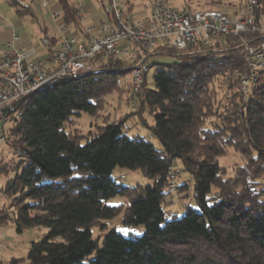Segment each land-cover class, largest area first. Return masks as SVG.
I'll use <instances>...</instances> for the list:
<instances>
[{"label":"trees","instance_id":"obj_1","mask_svg":"<svg viewBox=\"0 0 264 264\" xmlns=\"http://www.w3.org/2000/svg\"><path fill=\"white\" fill-rule=\"evenodd\" d=\"M5 1L18 16L33 15L25 0ZM58 2L65 24L82 30L78 4ZM198 5L225 13L231 7L227 0ZM262 41L250 32L215 49L158 46L151 56L179 61L156 64L153 88L147 75L136 94L130 83L132 111L115 121L107 114L88 133L66 127L83 113L99 116L133 64L97 60L93 71L53 80L16 101L19 117L6 142L12 156L0 158V176L7 177L0 191L9 200L0 208V227L13 222L21 236L46 231L10 264H264V71L248 97L237 82L227 86L231 71L246 69L244 43ZM134 116L161 149L130 133L126 123ZM230 150L244 159L231 175L220 162ZM121 170L141 171L149 181L126 185L125 175H115ZM176 170L181 179L171 178ZM174 191L195 201L182 215L167 211ZM118 196L124 202L108 203ZM117 218L144 232L126 236L109 228Z\"/></svg>","mask_w":264,"mask_h":264},{"label":"built area","instance_id":"obj_2","mask_svg":"<svg viewBox=\"0 0 264 264\" xmlns=\"http://www.w3.org/2000/svg\"><path fill=\"white\" fill-rule=\"evenodd\" d=\"M43 6L51 0H41ZM78 14L86 13L78 3ZM108 19L100 35H94V24L87 23V40L80 42L71 34L62 14L54 13L59 20V37H41L45 54L36 57L32 45L22 44L16 34L10 41H0V152L7 142L5 126L19 117L14 103L26 98L56 79L82 76L95 69L97 60H124L133 64L132 93L140 92L145 76L150 71L148 59L158 46L172 47L180 53L191 49L217 48L223 39L245 33H257L264 37V5L259 0H243L228 13L222 10L195 11L189 7L176 9L168 0H149L138 13L132 12L127 0H109L105 8ZM242 41V39H240ZM243 57L246 69L231 71L227 86L237 82V90L248 97L251 87L264 71V41L244 43ZM230 96V93H227ZM137 99L131 101L137 107ZM124 177V176H122ZM172 179H181L176 170Z\"/></svg>","mask_w":264,"mask_h":264},{"label":"rangeland","instance_id":"obj_3","mask_svg":"<svg viewBox=\"0 0 264 264\" xmlns=\"http://www.w3.org/2000/svg\"><path fill=\"white\" fill-rule=\"evenodd\" d=\"M106 0H104L105 2ZM108 1V0H107ZM135 4L134 13H138V9L142 10L143 5L149 0H131ZM231 7L229 10L231 11L235 5H240L243 0H227ZM203 0H168V4L176 9H181L184 7H189L192 10L205 11L210 10L208 8H204L203 6H199L198 4H202ZM229 5V6H230ZM131 10V9H130ZM179 61L178 58L170 56V55H154L148 59V64L150 66V71L147 74V81L149 88L154 87V72L159 67L156 64H171L173 62ZM132 82V74L129 73L126 77H124L120 81V86L122 91L120 93L113 92L108 94L106 97V101L104 103V107L100 111L99 116L89 115L87 113H83L80 117H74V123L72 126H67L66 129L69 131L74 129H79L82 133H88L90 130L95 129L96 126H101L104 124L103 118L105 115H110V121H115L121 119L126 113L132 111L127 104V100L130 97V83ZM149 124L152 123V119L149 115H145ZM13 126L9 124L5 126L6 132ZM126 126L130 129L131 134L140 133L144 135L150 142L155 144V146L159 149L162 148L161 144L156 140L152 134L149 132L146 124L139 118V116L132 117L127 123ZM11 150L6 143H4L1 147L0 158L4 157V159L8 160L11 158ZM222 165L227 167L229 174L234 173V163L244 162V159L241 158L238 154H236L233 150H230L229 154L220 159ZM180 167L182 165L179 163ZM232 166V167H231ZM115 175L117 177H121V175H125V179H120L122 183L126 185L135 186L138 183H147L149 179L145 177L141 171L135 170H121L116 171ZM185 178L189 180L188 176L184 174ZM7 180V177L2 175L0 176V188H2ZM183 194V193H182ZM179 195L177 191H174L168 200V205L166 206L168 213H178L182 215L185 212V204L195 205V201L189 194V197L186 195ZM124 202L123 197H114L109 200V204L117 205ZM9 200L4 197L3 193L0 191V208L4 206H8ZM109 228H115L117 231L122 234L128 236L131 234H142L144 232L143 226H138L134 228H127L122 225L120 218H117L112 223H110ZM45 229L42 230H34L30 233H25L24 236H21L17 233L15 224L13 222H8L7 224L0 227V264H10V260L13 257H23L26 256L30 242L38 239ZM6 237H5V235ZM97 231H95V235ZM4 235V236H3ZM9 239V240H8Z\"/></svg>","mask_w":264,"mask_h":264},{"label":"crops","instance_id":"obj_4","mask_svg":"<svg viewBox=\"0 0 264 264\" xmlns=\"http://www.w3.org/2000/svg\"><path fill=\"white\" fill-rule=\"evenodd\" d=\"M77 4L82 3L85 17L82 18V30L68 27L71 34L78 37L80 42H85L86 27L88 22L94 24V35L99 36L101 28L108 21L105 8L109 1L104 0H74ZM129 1L128 8L134 11L135 4ZM33 12L32 16L20 17L16 14L13 8L5 0H0V41H10L14 35L18 34L21 37L22 44L32 45L36 49V57L43 56L45 49L41 45V37L49 35L52 39H58L59 20L53 18L54 13L62 14V8L58 0H51L49 6L45 7L41 0H25ZM140 11V8L138 9ZM5 235V233H4ZM3 235V236H4ZM6 237V235H5ZM9 240V239H8Z\"/></svg>","mask_w":264,"mask_h":264}]
</instances>
